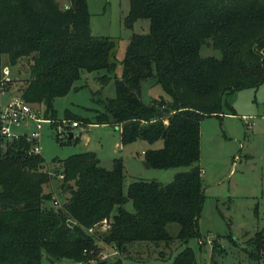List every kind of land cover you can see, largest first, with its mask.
I'll return each mask as SVG.
<instances>
[{
  "label": "trees",
  "instance_id": "1",
  "mask_svg": "<svg viewBox=\"0 0 264 264\" xmlns=\"http://www.w3.org/2000/svg\"><path fill=\"white\" fill-rule=\"evenodd\" d=\"M129 3L124 25L147 18L149 27L130 34L122 73L113 77L114 96L100 100L103 110L92 122L117 126L120 144L161 140L143 152L148 165L185 169L167 183L134 179L124 192L119 158L107 169L94 152L80 151L46 165L41 153L30 152L24 136L0 135V264H41L43 252L49 260L123 264L132 244L201 237L200 121L221 117L224 95L264 81V0ZM114 45L111 37L92 34L87 0H0V57L12 67L26 59L28 74L16 90L53 124L59 121L54 99L82 70L105 69L108 73L97 76L100 84L112 78ZM203 46L220 56L203 55ZM145 79L160 84L170 98L143 102ZM56 177L63 200L54 207L43 186ZM128 201L132 210L124 207ZM103 219L106 229L100 226ZM170 223L178 224L175 235ZM259 235L263 232L250 238L255 246ZM105 246L113 248V258L100 255ZM216 246L213 242L211 258ZM170 264L199 263L185 246Z\"/></svg>",
  "mask_w": 264,
  "mask_h": 264
},
{
  "label": "rangeland",
  "instance_id": "2",
  "mask_svg": "<svg viewBox=\"0 0 264 264\" xmlns=\"http://www.w3.org/2000/svg\"><path fill=\"white\" fill-rule=\"evenodd\" d=\"M129 0H87L89 25L94 35L109 36L115 41L112 76L100 84L97 76L108 73L105 69L82 70L80 77L53 101L57 124L42 123L39 137L40 153L46 165L55 158H65L80 151H92L104 168H111L114 158H119L124 167L123 189L134 179L169 182L184 166L156 168L145 164L143 152L158 147L161 140L149 143L138 138L120 144L119 130L112 123L92 122L102 112L100 101L114 96V76L122 73V60L132 32L148 30L147 18L135 20L132 27L123 23L129 10ZM203 55L220 56L212 47L203 46ZM0 61H7L1 55ZM26 59H20L12 67L11 80L4 98L17 94L27 77ZM97 88V89H95ZM141 100L145 103L162 97H170L162 86L151 79L141 84ZM226 102L232 105L230 113ZM52 124V125H51ZM73 138H68V132ZM56 136L59 139H56ZM200 157L204 186V200L198 217L201 237H192L181 243L176 237L169 243L138 242L132 244L123 264H170L175 254L185 246L192 248L199 264H209L211 259L219 264H264V81L256 88L245 87L224 95L222 115L205 116L200 121ZM56 164V163H55ZM59 178H52L43 186L52 199L48 205L58 206L62 196L58 189ZM57 199V203H53ZM124 207L132 210L131 202ZM101 226V225H100ZM170 232L175 235L177 223H170ZM257 231L258 243L250 238ZM217 244L212 256V244ZM200 243V244H199ZM114 250L105 246L102 257L113 258ZM41 264H76L62 259L49 260L43 252Z\"/></svg>",
  "mask_w": 264,
  "mask_h": 264
},
{
  "label": "built area",
  "instance_id": "3",
  "mask_svg": "<svg viewBox=\"0 0 264 264\" xmlns=\"http://www.w3.org/2000/svg\"><path fill=\"white\" fill-rule=\"evenodd\" d=\"M12 66L7 61H0V135L12 139L24 136L30 142V152L40 153L39 137L42 123L51 122L43 118L39 109L27 102L19 92L4 98L11 80ZM51 173V170L49 171ZM61 178V174H57ZM55 199L53 203H57ZM106 219L102 220L101 229L108 228Z\"/></svg>",
  "mask_w": 264,
  "mask_h": 264
},
{
  "label": "water",
  "instance_id": "4",
  "mask_svg": "<svg viewBox=\"0 0 264 264\" xmlns=\"http://www.w3.org/2000/svg\"><path fill=\"white\" fill-rule=\"evenodd\" d=\"M95 89H97V88H95ZM72 135H73V133H72L71 131H69V132H68V138H71ZM145 164L148 165L147 161H145Z\"/></svg>",
  "mask_w": 264,
  "mask_h": 264
}]
</instances>
